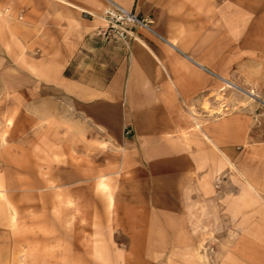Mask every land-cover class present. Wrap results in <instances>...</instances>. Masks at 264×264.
<instances>
[{
  "label": "crops",
  "instance_id": "0c3cea01",
  "mask_svg": "<svg viewBox=\"0 0 264 264\" xmlns=\"http://www.w3.org/2000/svg\"><path fill=\"white\" fill-rule=\"evenodd\" d=\"M105 1L0 0V192L39 198L29 242L48 244L49 215L93 213L76 183L115 175L118 213L156 215L172 245L214 219L227 231L216 264H264V127L251 131L216 77L264 93V1L109 0L149 23L126 42L98 33ZM8 229L6 263L20 244Z\"/></svg>",
  "mask_w": 264,
  "mask_h": 264
},
{
  "label": "rangeland",
  "instance_id": "374dc122",
  "mask_svg": "<svg viewBox=\"0 0 264 264\" xmlns=\"http://www.w3.org/2000/svg\"><path fill=\"white\" fill-rule=\"evenodd\" d=\"M100 18L104 27L99 28L98 33L106 27L102 15ZM239 72L240 76L245 74L243 70ZM224 79L225 81H221L223 82L220 89L221 99L225 103L234 102L240 112L250 115L251 131H255V129L261 131L264 127V119L257 116L259 110L256 109L255 103L248 97L246 91H253L254 94L261 97H264V93H257L251 88L242 87L230 78ZM237 109L234 111L238 112ZM248 110L251 113L246 112ZM222 112L225 114L230 110ZM219 116H223V114ZM4 135L5 133L0 129V140ZM7 168L0 166V171L7 172ZM227 174L230 172L224 168L222 174L217 175L213 182L214 190L219 191L220 195L231 188L230 182L226 181ZM117 177L115 175L105 177L104 182L76 183L75 190H78L80 195H84L86 198L90 197L93 213L81 215L65 212L62 215H49L46 225L48 244L43 246L29 242L31 237H39V235L33 234L40 233V229L35 228L34 230L33 223L34 218L40 216L33 209L39 205V198L24 196L25 193L22 190L16 192V198L9 199L4 191L0 192V239L11 237L8 226L12 222L16 227L13 236L19 239L20 243L16 246V261L6 263L1 259L0 264H30L26 261L25 255L32 253L37 258L40 256V252L44 253L42 257L45 260L37 261L34 264H216L215 255L227 231L217 227L218 224L214 219L209 220L210 225H213L207 230L192 229L184 232L185 234L191 233V243L172 245L173 231L156 228L158 225L155 222L156 215L118 213L115 207L117 205L111 204V194L118 196L119 193ZM3 185L6 186L7 182ZM0 189L4 190V188ZM70 190L71 187H65V192H71ZM68 195L70 196V193ZM50 201L52 202V200ZM78 202L79 199L73 200L69 197L64 199L63 205L65 207L77 206ZM10 204L12 207L15 206L12 208L15 211L12 216L8 213ZM81 204L87 205V199ZM115 204H117V200ZM60 217H63V223H61ZM178 232L176 231V235ZM205 234H207V239L202 238ZM24 239H27L28 242L24 243Z\"/></svg>",
  "mask_w": 264,
  "mask_h": 264
},
{
  "label": "built area",
  "instance_id": "2783aa9c",
  "mask_svg": "<svg viewBox=\"0 0 264 264\" xmlns=\"http://www.w3.org/2000/svg\"><path fill=\"white\" fill-rule=\"evenodd\" d=\"M106 6L102 13V19L106 24L104 29H101L99 33L105 37L117 38L124 42L128 39H134L133 26L142 27L147 30H151L149 23L143 18L138 17L132 11H129L114 1H105ZM248 97L255 103L256 109L259 110L257 116L264 119V97L256 95H249ZM213 251V249H211Z\"/></svg>",
  "mask_w": 264,
  "mask_h": 264
},
{
  "label": "bare ground",
  "instance_id": "6f19581e",
  "mask_svg": "<svg viewBox=\"0 0 264 264\" xmlns=\"http://www.w3.org/2000/svg\"><path fill=\"white\" fill-rule=\"evenodd\" d=\"M170 46L172 47V48H175V46H173L172 44H170ZM188 60V59H187ZM192 62V61H191ZM197 64V63H196ZM199 67V66H198ZM199 68H201L202 70H205V71H208L207 69H205V68H203V67H199ZM210 71H208V73H209ZM213 76H215V75H213ZM218 79H220V80H222V81H225V79L223 78V77H220V76H216ZM230 85V84H229ZM229 85H227V86H229ZM230 86H232V85H230ZM229 86V87H230ZM235 86V85H234ZM246 93H248L249 95H253V91H246Z\"/></svg>",
  "mask_w": 264,
  "mask_h": 264
}]
</instances>
